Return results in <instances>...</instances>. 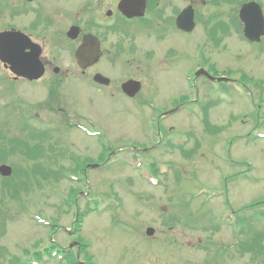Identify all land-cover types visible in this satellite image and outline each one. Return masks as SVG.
<instances>
[{
  "label": "rangeland",
  "instance_id": "1",
  "mask_svg": "<svg viewBox=\"0 0 264 264\" xmlns=\"http://www.w3.org/2000/svg\"><path fill=\"white\" fill-rule=\"evenodd\" d=\"M260 2L264 6V0ZM2 24L0 20V28ZM16 24L24 25L21 21ZM202 35L198 31L190 39L182 40L180 57L174 63L173 72L160 67L161 61L155 59L154 75L143 76L148 80L142 86L143 92L140 91L142 93L134 100L97 92L74 77L62 80L52 71L45 72L39 80L31 83L21 80L12 83V75L0 64V78H7L0 79V129L4 135L19 134L28 142L40 138L29 135L37 132L36 128L55 127L59 122V115L44 110L36 117L32 114L31 122L18 118L19 113L16 115L4 107V104H14L15 98L20 100L21 107L26 108L43 105L44 97L51 94L62 101V97L68 96L65 107L72 116L67 128L61 124L53 130L51 136L59 140L55 141L58 142L55 150L34 161L44 163L42 167L46 166L47 171H42V176L46 179L29 171L34 162L21 154L6 157L4 163L12 165L13 175L14 168L16 174L10 180H1L0 184V197L4 196L5 203L4 218L0 217V264H32L29 260L35 253L46 248L70 249L75 258L83 261L87 251L94 264H253L256 261L249 253L240 255L236 246L224 247L235 238L245 240L249 234L264 230V138L255 135L257 130L264 131V50L261 51L264 39L256 49L255 44L246 42L243 36L230 34L223 45L212 49V53L207 47L198 50L199 54L204 52L217 73L229 71V75L236 77L245 74L248 77L243 78L245 82L250 78L259 80L257 90L253 89L252 96H248L241 88L225 86L226 90L222 91L221 84H204V79L202 82L197 80V87L193 88L196 92L189 89L183 81V74L202 61L200 58L190 62L183 60L194 55L201 43L193 44ZM177 38L169 37L166 43L177 42ZM137 41L146 48L162 47L150 37H139ZM156 56L160 57L159 53ZM125 74L127 71L122 70L119 75ZM49 82L54 83L51 90L46 89ZM75 84L76 89H72ZM180 97H196L198 107L199 101L208 104V119L211 125L219 127L212 134H204L203 124L190 120L184 111L163 120L164 126L171 125L175 134L195 136L198 132V154L187 159L183 157L187 153L180 155L177 149L158 150L165 140L157 142L148 120L150 115L158 113L143 104V101L153 100L167 109L164 105H170ZM53 101L58 104L57 99L53 98ZM85 116L96 121L97 126L105 131V145L101 146L96 137L84 135L80 130V118ZM23 123L28 127L20 131ZM97 126H93L94 129ZM126 143L130 144L129 148L120 147ZM190 145L188 143L186 148ZM156 147L157 150L152 149ZM57 151H64V156L55 157ZM49 156H52L51 161L54 158L57 161L51 162ZM70 156L73 159L67 161ZM83 159L96 162L98 167L84 169L83 174L71 171V164L74 163L75 168ZM23 168L27 169L25 174L19 171ZM163 169L165 175H162ZM74 172L81 178L80 182L66 178L67 174ZM144 173L153 175L156 184H149ZM14 186L18 189L11 194ZM198 191L224 193L212 199L203 194L189 203L192 208H185L182 204ZM256 201L257 206L242 208ZM95 203L99 212L88 213L75 233V213L85 212L87 205L92 207ZM227 206L237 210V216L246 218L251 228L240 225L236 232L243 230L245 233L235 235L234 225L229 222H216V225L214 220L201 217L206 209L220 214L227 210ZM191 211L198 217L194 228L186 225ZM172 216L178 218L177 222L167 224ZM37 217L46 223L39 222ZM212 225L217 229L213 230ZM148 226L155 228L153 237L145 234ZM82 238L87 244L85 252L79 253L76 248L69 247L70 240L82 242ZM39 262L60 264L55 258L47 262L40 259ZM261 263L264 264V260L257 261V264ZM61 264L72 263L64 259Z\"/></svg>",
  "mask_w": 264,
  "mask_h": 264
},
{
  "label": "flooded vegetation",
  "instance_id": "2",
  "mask_svg": "<svg viewBox=\"0 0 264 264\" xmlns=\"http://www.w3.org/2000/svg\"><path fill=\"white\" fill-rule=\"evenodd\" d=\"M236 2L234 0L235 5ZM13 5L15 17L24 23L16 24L15 28L39 45V59L45 72L52 71L62 80L77 74L112 96L122 93L121 85L126 80H139L145 85L148 79L143 76L155 73L157 53L154 49L158 47H142L137 41L139 35L159 40L167 36V39L179 37L177 42L162 41L164 45L159 49V66L173 72L175 59L180 57L182 36L200 30L207 38L206 34L225 33L236 24L235 7L231 8L230 0H13ZM186 9L190 11L193 24L188 35L175 25L180 13ZM122 10L133 16L128 17ZM72 27H76V33L70 37L68 31ZM87 34L96 40L98 59L81 69L74 53L84 43ZM86 47L91 48V44ZM70 65L74 68L71 69ZM122 70L127 74L120 76ZM95 73L107 76L109 82L105 85L92 83ZM53 86L54 83L49 82L46 89L51 90ZM47 101L51 107L53 99Z\"/></svg>",
  "mask_w": 264,
  "mask_h": 264
},
{
  "label": "trees",
  "instance_id": "3",
  "mask_svg": "<svg viewBox=\"0 0 264 264\" xmlns=\"http://www.w3.org/2000/svg\"><path fill=\"white\" fill-rule=\"evenodd\" d=\"M26 127V126H24ZM24 130V128H22ZM31 137L33 136H46V133H38V132H34L32 134H29ZM34 139V138H32ZM42 146L40 145V143H36L35 145H33L32 147L30 146V144L27 141L22 140L20 137L13 135V136H6L3 134L2 130L0 129V161H4L6 160V157L11 155V154H18V153H22L25 156H23L25 159H32L34 160L36 157L42 156V152L43 149L41 148ZM21 174H25L24 172H27L26 169H21L19 170ZM18 171V173H19ZM14 174H16V169H14ZM35 175V174H34ZM44 179H46V176H41ZM11 178H6L5 180H10ZM23 184V183H22ZM18 189L17 186H14L12 191L10 192L11 194H13L16 190ZM193 198H198V194H195V196L191 197V199L186 203V204H182L185 206V208H192L190 207V202L193 201ZM181 203H183V201H181ZM254 206H257V201L250 204V205H246L243 209L246 208H252ZM96 209L95 207L92 209L87 205V209L85 210V212H78V218H77V222H76V226L74 227L76 229V231H79L81 224L83 222L84 217L92 210ZM188 210V209H187ZM194 211H191L190 215H188V220L186 221V225H190L191 227H196V223L198 220L197 214H194ZM201 217H208L211 221H213L214 219L211 217V214L209 211L203 213L201 215ZM178 218H175L174 216L171 217L172 221L167 222V224H171L174 225L177 222ZM236 226H240L242 225V227L247 225V228H251V224H247V220L246 218L241 216H237V220H236ZM194 224V225H193ZM217 225V224H216ZM213 230L217 229L214 225L211 226ZM240 229V228H239ZM239 233L243 234L245 233V231L240 230ZM238 241V244L236 245L237 248V252L241 255L244 253H249L251 255V259L252 260H256L253 264H257L258 260H264V230L255 232V233H251L249 234V237L245 240L242 239H233L231 242L234 244V242ZM229 244L226 245V247L224 248H228ZM86 244H84V247L82 248V251L85 250ZM53 250L55 251V249L53 248H46L43 252H39V253H35V255L32 257L33 260L38 261L41 259V255L42 253H45L47 255H49V257L51 256L50 253L53 252ZM221 250V249H220ZM221 251H226V250H221ZM60 252V251H58ZM85 252V251H84ZM87 252V251H86ZM84 253V257L86 258V264H94L93 263V257L87 253ZM57 254V253H56ZM62 254V253H61ZM63 256V255H62ZM64 258V256H63ZM61 258V260L63 259ZM65 259H67L69 262H71L72 264H78V262L76 261V258L73 256V254H67L65 256ZM62 262V261H61ZM60 262V263H61ZM262 264V263H261Z\"/></svg>",
  "mask_w": 264,
  "mask_h": 264
},
{
  "label": "water",
  "instance_id": "4",
  "mask_svg": "<svg viewBox=\"0 0 264 264\" xmlns=\"http://www.w3.org/2000/svg\"><path fill=\"white\" fill-rule=\"evenodd\" d=\"M240 18L244 23V35L251 41H258L264 34V19L259 5L251 2L244 6L240 11ZM29 48V52L25 50ZM37 49L29 42V39L17 31L0 32V60L9 65V69L18 76L28 79H37L43 72V68L37 60ZM80 51L77 57L80 58ZM95 56V55H94ZM199 73V72H198ZM95 79H98L96 77ZM135 81L127 82L123 89L129 95L134 94L139 86ZM11 167L5 164L0 165V174L8 176ZM146 233L151 235L152 228H147Z\"/></svg>",
  "mask_w": 264,
  "mask_h": 264
}]
</instances>
